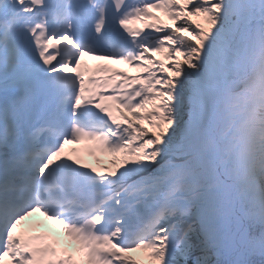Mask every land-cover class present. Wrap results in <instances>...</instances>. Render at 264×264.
Segmentation results:
<instances>
[{
	"label": "snow or ice",
	"instance_id": "1",
	"mask_svg": "<svg viewBox=\"0 0 264 264\" xmlns=\"http://www.w3.org/2000/svg\"><path fill=\"white\" fill-rule=\"evenodd\" d=\"M5 257L264 264V0H0Z\"/></svg>",
	"mask_w": 264,
	"mask_h": 264
},
{
	"label": "rangeland",
	"instance_id": "2",
	"mask_svg": "<svg viewBox=\"0 0 264 264\" xmlns=\"http://www.w3.org/2000/svg\"><path fill=\"white\" fill-rule=\"evenodd\" d=\"M168 63H169V62H168ZM132 70H133L134 72H135V71H138L137 69H132ZM108 158H110L109 165H111V159H112V158H111V156H110L109 154H107V155L105 156V160L108 159Z\"/></svg>",
	"mask_w": 264,
	"mask_h": 264
}]
</instances>
